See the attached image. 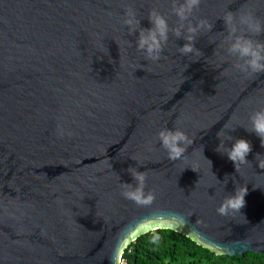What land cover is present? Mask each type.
Instances as JSON below:
<instances>
[{
  "label": "water",
  "instance_id": "obj_1",
  "mask_svg": "<svg viewBox=\"0 0 264 264\" xmlns=\"http://www.w3.org/2000/svg\"><path fill=\"white\" fill-rule=\"evenodd\" d=\"M128 6L141 27L152 8L178 23L170 0H0V264H121L132 241L160 228L216 255L264 253V146L245 130L264 107V73L234 67L220 18L252 10L264 20V0H201L192 23L214 24L196 40L203 54L181 55L186 41L170 33L155 62L123 24ZM163 128L192 138L181 160L161 147ZM221 129L228 146L252 144L238 172L216 151ZM130 166L146 173L150 206L121 194L135 184ZM241 185L244 216L218 214Z\"/></svg>",
  "mask_w": 264,
  "mask_h": 264
},
{
  "label": "clouds",
  "instance_id": "obj_2",
  "mask_svg": "<svg viewBox=\"0 0 264 264\" xmlns=\"http://www.w3.org/2000/svg\"><path fill=\"white\" fill-rule=\"evenodd\" d=\"M170 2L171 12L178 18L176 26H170L168 18L157 8H152L148 14L152 26L149 28L141 27L136 10L131 6L125 9L123 24L127 26L129 35L139 32L136 47L138 51L144 54L146 60L155 62L161 59L170 33L176 39L183 38L186 41L183 46H178L181 55L200 56L203 54L195 46L196 40L202 32L211 31L214 24L207 19H200L195 24L192 23L190 17L199 8L201 0H170ZM220 18L223 19L227 32L224 38L225 51L228 56L235 58L234 67L244 73H264V40L254 38L264 34V20L257 17L252 10L226 11ZM249 120L251 127L245 128V130L258 136L261 145L264 146V107L253 111L249 115ZM58 132L61 136L64 135V130L59 126ZM216 135L220 140L216 151L226 154L228 159L233 162L237 172L241 165L249 163L247 156L252 151V144L249 140L236 138L231 146H228L225 141L233 140L228 132L225 133L221 129ZM222 135L225 139H220ZM157 138L171 161L184 158L188 147L193 143L192 138L179 128H163L157 133ZM258 166L264 169V159H258ZM191 169L197 171L195 167H191ZM127 171L133 177L135 184L122 182L121 194L125 199L131 200L138 206H150L156 199V193L151 190L145 192L146 173L131 166ZM228 177V174L224 177L225 184H227ZM247 193V185L236 186L234 194L227 195L217 207V213L222 216L232 213L242 214L241 209L246 205L245 196ZM154 239H159V237H154Z\"/></svg>",
  "mask_w": 264,
  "mask_h": 264
},
{
  "label": "trees",
  "instance_id": "obj_3",
  "mask_svg": "<svg viewBox=\"0 0 264 264\" xmlns=\"http://www.w3.org/2000/svg\"><path fill=\"white\" fill-rule=\"evenodd\" d=\"M122 261L124 264H264V253L216 255L183 234L160 228L132 241L124 250Z\"/></svg>",
  "mask_w": 264,
  "mask_h": 264
},
{
  "label": "built area",
  "instance_id": "obj_4",
  "mask_svg": "<svg viewBox=\"0 0 264 264\" xmlns=\"http://www.w3.org/2000/svg\"><path fill=\"white\" fill-rule=\"evenodd\" d=\"M121 264H124V261L121 260Z\"/></svg>",
  "mask_w": 264,
  "mask_h": 264
}]
</instances>
